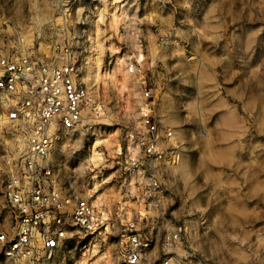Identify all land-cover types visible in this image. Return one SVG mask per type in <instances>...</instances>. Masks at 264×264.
Listing matches in <instances>:
<instances>
[{"label": "rangeland", "instance_id": "rangeland-1", "mask_svg": "<svg viewBox=\"0 0 264 264\" xmlns=\"http://www.w3.org/2000/svg\"><path fill=\"white\" fill-rule=\"evenodd\" d=\"M56 3L57 0H53L55 8ZM230 6L231 0H80L72 19L65 23L63 18L47 20L41 11L42 0H0V51L3 54L18 58L27 55L24 52L27 49L35 51L36 54L31 55L35 60L47 58L52 55L54 42L77 34L73 40L83 64L82 77L89 97L92 85L97 94L111 98L113 103L125 98L126 107L131 111L132 99L128 97L142 96L144 81L152 90L153 99L143 110L151 113L150 117L158 126L163 155L152 170L146 172L158 178V191L162 193L154 194V234L160 233L162 240L154 243L153 258L149 256L142 264H159L164 257H172L178 264H188L180 253L189 244L199 245L216 255L231 254L235 242L227 237L231 231L229 224L245 215L232 195L234 186L245 169L254 177L264 173V119H256L251 129L234 120V98L241 92L224 87L227 81L246 73L249 67H264V32L252 30L238 17L231 23L216 19ZM56 15L62 17L57 9ZM79 15L87 18L81 25L76 24ZM65 24L67 28L63 29ZM89 72H93L91 78ZM248 87L251 98L247 107L251 110L255 108L257 94L264 95V79L253 81ZM201 111L220 113L211 141L210 160L203 168L196 161V153L204 149L201 138L204 129L196 114ZM143 121V118L129 119L118 126L126 149H132L133 145L129 134L146 133ZM169 130L171 136L167 135ZM107 135L108 125L99 122L82 123L69 133L57 132L50 167L58 187L73 194L70 187L77 174L69 171L65 177L63 165L65 161L74 163L81 156V150L74 147L76 141L87 143L90 137L104 139ZM106 150V147L104 151L98 150V157ZM171 151L178 159L171 157ZM56 171L60 176L55 175ZM6 177L0 170V225L7 217L15 227V215L13 211L8 215L11 207L4 194ZM87 177L85 170L77 184ZM123 179L124 173L121 182ZM127 182L125 191L130 193L129 197L118 191L117 185V190L108 198H114L121 208H127L128 221L141 222L146 215L142 218L139 214L146 213L151 201L144 194L147 183L137 182L136 178H127ZM114 183V180L109 181L108 186L111 188ZM135 185L143 192L141 197L134 194ZM262 189L264 179H257L253 191ZM124 198L128 200L126 205L121 202ZM136 205L141 208L136 209ZM175 232L179 239L168 247L165 236ZM81 239L79 233L71 234L51 259L43 257L40 264H75L76 260L85 259L84 253L92 244L81 248ZM3 255L0 253V257ZM190 259L193 264H209L199 253ZM221 264L227 262L222 260Z\"/></svg>", "mask_w": 264, "mask_h": 264}, {"label": "clouds", "instance_id": "clouds-1", "mask_svg": "<svg viewBox=\"0 0 264 264\" xmlns=\"http://www.w3.org/2000/svg\"><path fill=\"white\" fill-rule=\"evenodd\" d=\"M45 18L49 21H60L62 17L56 15V8L53 0H42L41 9ZM239 18L240 21L246 23L252 30L259 29L264 32V0H231L230 9L222 10L216 19L223 18L226 23H231L232 19ZM15 47V45H12ZM34 47V45H30ZM27 55H35V51L24 49ZM205 71L209 69L205 68ZM264 79V67H249L246 73H241L237 78L227 81L224 84L226 89H239L241 94L234 98L236 109L232 114L234 120L247 124L251 129L252 123L256 119H264V95L257 94L256 105L254 109H248V103L251 98L249 85L256 80ZM215 85V81L211 82ZM143 95L140 97H128L132 99V110L126 107L127 100L123 97L117 99L113 103L112 99L104 96L102 93L97 94L96 88L90 85L91 95L90 102L80 108L75 120L78 116H85L82 123H104L108 125V132L104 139L90 137L87 143L77 140L74 147L81 150V156L74 162H64L63 171L65 177L69 171L77 174V179L71 183L73 195L75 199L64 194L57 195L54 199L47 202L55 203L60 200L57 205L58 211L67 210L69 212H77L75 219L70 221L73 225L71 233L61 231L59 228L53 230L51 222L57 218L58 211L48 209L40 211L46 201H39L35 205L39 212V218L45 221L43 232L41 225L34 226L30 232H26L21 224L13 227L9 219L6 217L3 225H0V253H4V246L9 245L7 252L0 257L3 264H40L41 259L45 256V246L54 248L57 245V239H53L58 233L59 238H63L69 234L79 233L81 236L80 247L87 248L92 244L90 250L84 253L85 259L76 260L75 264H121L124 260H130L131 264H140V255L126 256L125 253L129 247L133 250L136 247L137 236L130 234V229L135 227L133 222L127 220V208L121 209L120 203L115 199L109 200L112 191L117 190L124 193L125 197H129L130 193L125 191L128 186L127 179H123V166L126 163H135L134 157H128L127 153L131 149H126L121 139V124H126L129 119H144L148 122L151 113L145 112V105L150 104L153 99L152 90L147 87V82H143ZM98 105V106H97ZM195 112V106L193 108ZM200 116L201 126L204 129L202 140L204 141V149L202 153H196V161L200 168L204 167L206 161L210 160L211 141L214 136L217 120L220 119V113L206 114L204 111L196 113ZM47 115V114H45ZM60 113H52L46 120H41L37 125L35 132L32 134L33 139H45V146L41 148L40 163L42 166L53 164L52 156L48 152L49 141L52 138L51 124ZM35 117H31L34 120ZM29 121V122H30ZM16 123L13 122L14 128ZM65 123H68L67 121ZM54 126V125H53ZM130 135V134H129ZM0 138H3L0 134ZM5 144L10 141L4 139ZM65 147L67 145L65 144ZM102 157L97 156V151H104ZM15 159V157H12ZM12 159L7 161L8 170H11ZM119 165V167H117ZM197 169V172L200 171ZM109 169V172H105ZM114 169V171H112ZM87 170L88 177L77 181L83 176ZM56 176H60V172H55ZM103 178L97 180L96 177ZM257 179H264V173L259 177H254L252 172L245 169L240 172L238 183L234 186L233 196L237 199L239 206L244 210L245 215L238 216L235 221L229 224L231 229L227 233L228 239L235 242V250L229 254L222 252L219 255L213 254L211 250L205 251L201 246L189 244L188 248L181 251V255L193 264L192 257H196L199 253L209 264H221L226 261L227 264H264V189L254 192L253 187ZM115 181L113 186H108L109 181ZM68 192V189L64 190ZM38 199V198H37ZM79 201V204L77 203ZM103 204V207H101ZM9 210H16V216L21 213H31V208L26 206L16 207V202H12ZM51 213V215L49 214ZM83 213V215H79ZM31 219V215L28 216ZM38 224V221L36 222ZM59 223V221H57ZM137 224L139 220L136 221ZM79 225V227H75ZM19 229V231L17 230ZM96 241V243H92ZM131 241V244L129 242ZM51 252L48 253V259H51Z\"/></svg>", "mask_w": 264, "mask_h": 264}, {"label": "built area", "instance_id": "built-area-1", "mask_svg": "<svg viewBox=\"0 0 264 264\" xmlns=\"http://www.w3.org/2000/svg\"><path fill=\"white\" fill-rule=\"evenodd\" d=\"M80 0H57L56 9L62 14L64 22L72 19L74 8L79 5ZM76 24H83L87 18L79 15ZM67 28L66 24L63 29ZM77 34H69L65 40L56 41L52 44V55L47 58L35 60L31 56L24 55L12 58L0 51V170L6 173L4 194L7 202L12 207V202H16V207L23 205L31 208V213H21L16 216V210H12L15 215V226L18 222L26 232H30L34 226L43 225L45 221L39 218V212L35 207L39 201H46L40 211L48 209L57 210L55 203L47 201L54 199L59 194H64L75 199L73 194L64 192L52 176L49 166H42L40 161V150L45 146V139H33L32 134L41 120H46L52 113H60L56 119L49 124L52 127V138L49 141L48 152L51 154L57 132H73L78 129L82 122L87 119L85 116H76L80 108L89 103V90L82 77L83 64L79 58V52L75 48L74 38ZM47 114V115H45ZM31 117H35L30 121ZM16 123L12 127L13 122ZM30 121V122H29ZM68 123H65V122ZM146 133L138 135L130 134L132 149L127 153L128 157H134L135 163H126L123 166L125 178H136L146 170H152L157 160L162 157V150L159 144V129L152 117L148 122L143 121ZM54 125V126H53ZM167 135L171 136L169 130ZM4 139L10 141L4 143ZM138 149V151H137ZM171 157L178 159V155L171 151ZM15 157V159H12ZM12 159L11 170H8L7 161ZM148 177L147 187L144 194L153 196L158 191V178L154 174L145 173ZM38 198V199H37ZM79 204V201H77ZM123 209V208H121ZM51 215V213H49ZM31 215V219L28 216ZM77 212L67 210L58 211L57 218L51 222L52 229L59 228L61 231L69 233L73 225L70 221L77 217ZM83 215V213H79ZM38 221V224L36 223ZM59 221V223H57ZM135 227L130 229V234L137 236L136 247L127 249L126 256L140 255V264L145 260L147 252L152 246V240L145 236ZM75 227H79L76 225ZM19 231V229H17ZM71 234L59 238L58 233L53 236L57 239V245L52 248L45 246V256L55 251L63 245ZM179 239L177 232L165 236V245H172ZM131 244V241L129 242ZM9 249V245L4 246V254ZM127 264H131L127 260ZM159 264H178L172 257H164Z\"/></svg>", "mask_w": 264, "mask_h": 264}, {"label": "crops", "instance_id": "crops-1", "mask_svg": "<svg viewBox=\"0 0 264 264\" xmlns=\"http://www.w3.org/2000/svg\"><path fill=\"white\" fill-rule=\"evenodd\" d=\"M79 4H80V1H79ZM133 179H135V178H133ZM136 181L137 182L138 181H144V182L147 183L149 180H148L147 176L143 175L142 177L141 176H137L136 177ZM126 189H128V187ZM135 189H136L135 191L133 190L134 194H137V195H139L141 197L143 195V192L136 185H135ZM155 194H162V193L161 192H156ZM146 198H148V199L151 198V201H149L148 205H147L149 209L145 210V212H146L145 214H139L142 218H143V215H144V217L146 215V218H145V220H142L141 222H139L140 224L136 223L137 224L136 228L138 230H140L145 236H148L152 240V246H151L150 251H149L150 254H148V252H147L145 260L149 256H150L149 259L153 258L152 255H154V243L158 244L159 241L162 240V237L160 236V233H158L157 235L154 234V231H155V228H154V195L153 196H147ZM121 202L122 203L124 202L125 205H126L128 200L126 198H124ZM141 206H143V205H141ZM101 207H103V205ZM138 208H141V207H139V205L137 207V205H136V209H138ZM139 211L143 212L142 210H139ZM135 213H137V211ZM145 260H144V262H145ZM174 261H176V260H174Z\"/></svg>", "mask_w": 264, "mask_h": 264}, {"label": "bare ground", "instance_id": "bare-ground-1", "mask_svg": "<svg viewBox=\"0 0 264 264\" xmlns=\"http://www.w3.org/2000/svg\"><path fill=\"white\" fill-rule=\"evenodd\" d=\"M97 58H99V57H97ZM92 73H93V72H89V73H87V74H88V77L91 78V76L93 75ZM87 74H86V75H87ZM86 79H87V77H86ZM97 156H99V153H97Z\"/></svg>", "mask_w": 264, "mask_h": 264}]
</instances>
